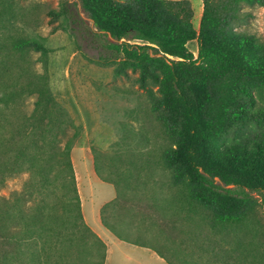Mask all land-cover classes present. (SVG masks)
Wrapping results in <instances>:
<instances>
[{
    "label": "trees",
    "instance_id": "1",
    "mask_svg": "<svg viewBox=\"0 0 264 264\" xmlns=\"http://www.w3.org/2000/svg\"><path fill=\"white\" fill-rule=\"evenodd\" d=\"M201 3L195 28L190 0H61L44 12L37 0H0V189L27 174L0 194V264L106 255L82 215L70 158L81 126L51 90L42 13L51 33L82 38L95 54L78 50L144 94L108 150L90 148L116 193L103 225L168 264H264V40L236 27L244 4L264 0Z\"/></svg>",
    "mask_w": 264,
    "mask_h": 264
},
{
    "label": "rangeland",
    "instance_id": "2",
    "mask_svg": "<svg viewBox=\"0 0 264 264\" xmlns=\"http://www.w3.org/2000/svg\"><path fill=\"white\" fill-rule=\"evenodd\" d=\"M37 1L41 4L43 12L48 8H57L61 2V0ZM73 1L68 0L69 3ZM190 2L194 9L192 21L197 28L202 3L201 0H190ZM73 8L82 18L88 20L78 2ZM243 11L246 16L237 24V29L254 33L264 40V6L244 4ZM50 27L48 17L42 13L38 30L47 36L46 45L50 49L48 74L51 90L58 102L67 109L74 122L81 126L80 134L71 149L70 158L74 173L77 172L81 179L79 188L83 210L89 217L92 214V204L95 208L97 203L107 198L108 193L111 196L114 193L111 184L101 182L97 178L95 181L90 180L89 174L95 177L90 148L95 146L108 150L109 145L117 140L120 133L117 129L118 123L132 119L137 104L144 102V94L133 82V75L130 79L113 81L112 67L98 65L78 50L76 41L82 45L89 56L95 54V50L86 46L82 38L71 37L63 29L51 33ZM188 48L196 56L195 40L188 42ZM114 87H119L120 90ZM131 110H134L132 114ZM152 125L151 123L148 126V131L154 127ZM149 135L152 136V131ZM151 141H154L152 137ZM155 142L163 143L161 139ZM26 178V173L10 178L0 189V194L8 195L14 190H19ZM252 194L261 201L262 197L259 194L255 192ZM257 219L264 237V205L258 208ZM108 243L111 244V241Z\"/></svg>",
    "mask_w": 264,
    "mask_h": 264
},
{
    "label": "crops",
    "instance_id": "3",
    "mask_svg": "<svg viewBox=\"0 0 264 264\" xmlns=\"http://www.w3.org/2000/svg\"><path fill=\"white\" fill-rule=\"evenodd\" d=\"M94 174L95 177L89 174L90 180L91 181H95L97 179L100 180L95 172ZM75 175H76V185L79 192L81 210L84 221L92 229V231L95 232L102 239V241L106 245V255H105L104 264H168L162 257H160L153 250L144 246L123 241L118 237H116L109 229H107L103 225L100 217V208L102 207L103 204L112 200L115 197L116 194L115 188L112 184L111 185L114 188L113 195L111 196V194L108 193L107 198H105L103 202L97 203L95 208H93V204H92L91 207L92 214L91 216L87 217V215L83 210V201L79 188L81 179L79 178L77 172ZM100 181L104 182L102 180ZM108 241H111V244H109Z\"/></svg>",
    "mask_w": 264,
    "mask_h": 264
}]
</instances>
